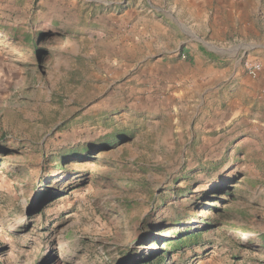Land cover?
<instances>
[{
  "label": "rangeland",
  "instance_id": "1",
  "mask_svg": "<svg viewBox=\"0 0 264 264\" xmlns=\"http://www.w3.org/2000/svg\"><path fill=\"white\" fill-rule=\"evenodd\" d=\"M1 136L0 264H264V0H0Z\"/></svg>",
  "mask_w": 264,
  "mask_h": 264
},
{
  "label": "trees",
  "instance_id": "2",
  "mask_svg": "<svg viewBox=\"0 0 264 264\" xmlns=\"http://www.w3.org/2000/svg\"><path fill=\"white\" fill-rule=\"evenodd\" d=\"M0 139H3V136L0 137ZM75 155L76 153L74 151H60L58 155H56L54 158L49 159L51 162H57L56 168L57 169H63L62 161L64 160V157L67 155ZM47 193L43 194L41 196V199L44 198V196ZM206 221L209 222V224L214 223L209 217L206 218ZM190 221H185L186 224H188ZM171 236L174 238V242L169 243L171 247L176 250L180 251L195 245H201L202 242V233H193L188 228H178L173 229V233H171ZM162 261L161 257H157L155 259L156 264H160Z\"/></svg>",
  "mask_w": 264,
  "mask_h": 264
},
{
  "label": "crops",
  "instance_id": "3",
  "mask_svg": "<svg viewBox=\"0 0 264 264\" xmlns=\"http://www.w3.org/2000/svg\"><path fill=\"white\" fill-rule=\"evenodd\" d=\"M102 7L101 8H103L105 5L104 4H100ZM101 10H104V9H101ZM153 12V11H152ZM167 26H169V25H167ZM159 30H160V32H162L164 35H166V34H170V33H172L173 31H172V29L171 28H168V27H166V26H160V28H159ZM191 52H192V50L189 52V51H186V54H188L189 56H191ZM194 53V57H196V58H201V57H203V58H205V60H206V62H210V60H211V62H213V60L214 59H212L213 58V54L212 53H206V54H204L205 55V57H204V55H202V56H200L199 54H197V53H195V52H193ZM201 54V53H200ZM182 58L183 59H185V57H184V55H182Z\"/></svg>",
  "mask_w": 264,
  "mask_h": 264
},
{
  "label": "built area",
  "instance_id": "4",
  "mask_svg": "<svg viewBox=\"0 0 264 264\" xmlns=\"http://www.w3.org/2000/svg\"><path fill=\"white\" fill-rule=\"evenodd\" d=\"M261 68V64L256 61L247 62L245 65L246 74L249 77H256L257 74L261 71Z\"/></svg>",
  "mask_w": 264,
  "mask_h": 264
}]
</instances>
